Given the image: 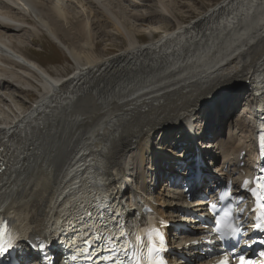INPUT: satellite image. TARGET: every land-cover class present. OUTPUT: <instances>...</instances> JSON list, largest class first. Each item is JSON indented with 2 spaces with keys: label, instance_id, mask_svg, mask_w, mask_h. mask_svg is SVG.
<instances>
[{
  "label": "bare ground",
  "instance_id": "obj_1",
  "mask_svg": "<svg viewBox=\"0 0 264 264\" xmlns=\"http://www.w3.org/2000/svg\"><path fill=\"white\" fill-rule=\"evenodd\" d=\"M169 3L21 0L18 14L0 9V142L10 147L13 156L0 175V197L14 194L15 201H33L44 220L54 192L63 190L70 174L81 170L80 162H102L109 175L115 168L133 173L137 169L131 166L141 164L144 170L139 175L151 178L154 165H146L149 157H159L151 158L157 161L155 167L162 160L175 161V154L189 148L187 134L174 143L175 135L203 114L207 134L213 136L203 147L214 150L220 141L217 151L223 146L220 154L227 158L216 171L222 169L221 176L229 179L232 171H248L239 163L244 150L237 147L235 158L228 153L237 135L231 132L227 142L222 137L223 129L232 127L240 94L264 74V0H222L188 23L174 14ZM74 6L80 10L77 17L84 18L79 22H73ZM148 7L149 15L152 7L157 9L154 16L162 14L164 21L174 23L172 30L157 38L155 30L145 31L151 40L143 43L142 35L131 29L142 21L152 25L144 14ZM96 30L120 34L127 47L113 56H101L94 42ZM42 31L66 51L74 63L72 74L55 76L22 52L26 35L36 38ZM60 32L73 44L64 43ZM76 32L83 39L72 37ZM25 91L38 95L28 110L19 103ZM220 98L224 100L217 102ZM238 125L246 131V126ZM167 129L169 139L156 146L154 136ZM159 150H163L160 156ZM213 150L204 153L213 155ZM227 163L232 171H224ZM176 193L162 190L156 200L160 207H154L173 222L179 221L175 207L188 199L179 190ZM149 204L144 200L139 208ZM191 240L184 238L180 245Z\"/></svg>",
  "mask_w": 264,
  "mask_h": 264
},
{
  "label": "rangeland",
  "instance_id": "obj_2",
  "mask_svg": "<svg viewBox=\"0 0 264 264\" xmlns=\"http://www.w3.org/2000/svg\"><path fill=\"white\" fill-rule=\"evenodd\" d=\"M153 1L155 2L156 0H153ZM165 1H167V0H165ZM221 1L222 0H170L172 5L170 3L169 4H170L171 8L175 9V10L173 9L174 14H176L177 16L180 15L181 16L180 18H182L185 22L188 23L191 20L197 18L200 14L204 13L208 9L212 8L213 6H216ZM122 3L125 4L124 2H122ZM152 6L155 7L156 4H153ZM73 8H74L73 9L74 11L71 10L72 14L74 17H77L78 14L80 13V10L75 6ZM137 10L140 12L143 11L142 8H138ZM145 11L146 12L143 11L145 15L150 14L149 7L147 9H145ZM150 11H151V15H149L148 18L150 17L152 25L142 21V22L136 23V25H137L136 28L132 27V29H131L132 31L136 30L139 35H142L140 37H141V42H143V43L149 42L151 40L148 37L147 32H145V31H151L152 30V32H153L155 30L154 37L157 38L160 35H162V33L165 32V30H169V29L172 30L173 29V27L171 25L174 23V20H168L167 19V21H169V22L164 21V19H166V17L162 16V14L157 15V13H156V16H158V17L154 16L152 11H157V9H154L152 7H150ZM160 16H161V19L159 18ZM16 18H19V17H16ZM20 19L21 20L23 19L22 16L20 17ZM78 19H79L78 17L74 18L73 22H79L84 18H81L79 20ZM149 25L151 27H149ZM143 26L146 28L142 29ZM127 27L130 28L129 26H127ZM147 27H149V28H147ZM100 31L101 30L95 31L96 32L95 36H97V37L95 38L94 42L96 41L97 51L101 56H107V57L113 56V55L118 54L119 52L123 51L127 47L126 41L124 40V38L122 36H120V34L116 35L115 33H109L106 30H103V33L101 31V33H100ZM143 32H145V33H143ZM28 34L29 35H26V37H27L26 38V47L24 49H21L22 52L25 54V56H27L28 58L37 62L38 64L42 65L43 67L48 69L50 72L53 71L51 73L55 76H62V75L68 76L74 72V70H75V68H73L74 63L71 61V59L67 55L66 51L63 50L61 47H59L52 40H50L48 38V36L43 31L36 38L32 37L30 35V33H28ZM77 34H75V33L72 34V37L75 38V37L81 36V35H79V34L77 35ZM60 36H61V39H63V41H65L64 43H66L68 45H70L73 42V39L71 41V40L66 38V33L60 32ZM81 38H82V36L80 37V39ZM15 44H17V43H15ZM36 94L37 93H31L30 91H25V93L22 95L23 100L20 99L19 103H21V105L24 107V109L28 110L32 105H34V103L38 99V95H36ZM240 98H241V102L237 106V108L235 109L236 114L233 115L234 116L233 119L231 118L232 119V122H231L232 127H227L226 129H223L226 136L224 135V137H222V139H224V142H227L229 134H231L230 132H232L234 135H237V140L235 142V145L232 147L233 149L228 152L233 158H235L234 154H236L235 149L237 147H240L242 149V151L246 150V147L248 149H251V143H252L250 140V135H251L252 131H251V127L249 125L251 115H248V116L246 115L245 117L243 116L247 111H249L248 114H250V110H249L250 104L248 102L247 96L240 94ZM24 101H26L27 103H25ZM209 104H208V106H211V103H209ZM208 108H210V107H208ZM207 109H206V111H207ZM218 111H219V113H221L222 110L221 111L218 110ZM238 124L246 126L247 127L246 131H242L241 130L242 127L239 128ZM162 132H164L163 136L161 134ZM162 132L160 131L159 133H157L154 136V138H155L154 140L157 142V144L154 141H153V143L156 146L158 145V143L162 139L166 140V142H167V140L169 139V137L171 135V133H169L170 129H167V130L162 131ZM179 136H180L179 133H177L175 135L174 143L176 141H178ZM249 153L252 154L251 150H249ZM162 154H163V150H159L158 155L160 156ZM250 154H249V156H251ZM151 158H159V157L152 156V157H149L148 160H150ZM149 162L150 161H147L146 164H148ZM134 164H136V163H134ZM134 164L131 166V168L137 169L136 166L138 164H136V165H134Z\"/></svg>",
  "mask_w": 264,
  "mask_h": 264
},
{
  "label": "snow or ice",
  "instance_id": "obj_3",
  "mask_svg": "<svg viewBox=\"0 0 264 264\" xmlns=\"http://www.w3.org/2000/svg\"><path fill=\"white\" fill-rule=\"evenodd\" d=\"M260 148L262 155H264V135L260 137ZM2 151V150H0ZM4 163L0 158V172L4 171ZM264 171V169H262ZM251 195L256 199V207L253 212L256 213V221L254 227L257 229H264V176H260L256 180L255 188L251 189ZM223 198V197H221ZM213 207H215L213 205ZM87 217L91 219L93 213L86 211L83 213L80 219ZM226 213L225 217H221L215 220L214 231L219 234L220 239L226 237H235L240 232L239 221L233 222ZM97 219H103L102 216ZM119 226V225H118ZM121 230L118 233L107 230V234H92V238L86 236L87 229L84 232L79 233L80 239L86 247L80 249L81 255L86 256L87 259L92 260L93 264H158L157 256L159 251L163 247L162 239L158 242L153 238L152 234H149L147 244L141 242V237L136 236L137 244L129 248L126 244H120L119 241L124 237L125 233L122 226H119ZM156 236H159L158 230H153ZM17 237L9 230L7 224L4 221H0V255L8 253L15 247V241ZM146 248V257L141 254V249ZM99 249V251H97ZM107 253V254H105ZM264 255V253H262ZM75 260L76 257H73ZM238 264H252V262L245 258L243 254L237 256ZM219 264H228V256H225Z\"/></svg>",
  "mask_w": 264,
  "mask_h": 264
}]
</instances>
